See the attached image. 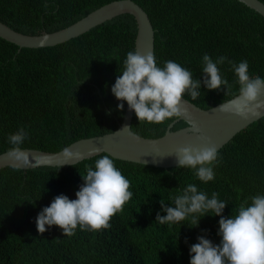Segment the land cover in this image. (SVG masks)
Masks as SVG:
<instances>
[{"label": "trees", "instance_id": "1", "mask_svg": "<svg viewBox=\"0 0 264 264\" xmlns=\"http://www.w3.org/2000/svg\"><path fill=\"white\" fill-rule=\"evenodd\" d=\"M113 0H0V19L28 34L64 28ZM150 15L155 29L159 66L173 60L203 81V56L218 65L231 89L208 90L201 83L202 108L239 94L238 78L228 61L247 60L249 74L264 78V15L240 0H134ZM264 1V0H262ZM138 25L121 14L63 43L20 47L0 36V154L12 145L10 134H28L22 148L60 151L71 143L115 131L127 103L118 109L111 92L123 61L136 50ZM177 118L161 124L140 123L132 129L145 137L165 134ZM180 120L173 130L186 126ZM219 152L215 178L204 183L189 168L157 167L116 158L107 152L76 164L0 170V264H190V247L204 236L219 244V216L205 215L193 227L191 217L160 224V201L174 197L188 184L208 194L219 193L227 203L222 215L231 217L250 197L264 195V116L237 133ZM104 155L114 160L130 181L132 198L111 220L109 229L64 236L57 226L40 234L35 219L60 194L76 199L86 165L94 169Z\"/></svg>", "mask_w": 264, "mask_h": 264}, {"label": "clouds", "instance_id": "2", "mask_svg": "<svg viewBox=\"0 0 264 264\" xmlns=\"http://www.w3.org/2000/svg\"><path fill=\"white\" fill-rule=\"evenodd\" d=\"M203 81L193 78V72L179 63L168 60L159 66L153 52L141 53L129 51L123 61V68L117 76L111 92L121 101L118 109L123 110L124 102L134 111L140 123L161 124L173 118H181L187 111L182 105L184 97L192 100L200 97L201 83L208 90H230L232 85L223 77L218 65L227 60L226 56L215 61L208 55L203 56ZM238 78L239 96L230 104H221V111L235 109L237 115L250 111V104L264 106L259 97L264 93V78L251 76L247 60L235 64L228 61ZM124 128L131 129L129 126ZM123 128V129H124ZM192 131L199 133L197 124H191ZM28 138L24 128L8 136L12 147L7 155L24 165L29 164V153L21 147ZM138 139V138H136ZM178 168L194 170L195 176L202 182L214 180V166L219 162V152L215 144L201 147L185 146L175 150ZM63 158L71 161L80 158L69 148L63 151ZM84 183L75 193L76 199L64 194L54 197L49 206L44 207L35 219L37 231L43 234L52 226L59 227L64 236H72L77 228L82 231H99L111 227L110 220L132 198L130 181L123 175L109 155L95 161L94 169L86 165ZM162 211L157 213L160 224H176L191 217L193 227L205 215L219 216L220 243L214 244L204 236H198V242L190 247V264H264V195L257 194L242 202L238 211L231 217L222 215L227 203L219 199V193L213 192L211 198L195 184H188L174 197L175 206H167L160 201Z\"/></svg>", "mask_w": 264, "mask_h": 264}, {"label": "water", "instance_id": "3", "mask_svg": "<svg viewBox=\"0 0 264 264\" xmlns=\"http://www.w3.org/2000/svg\"><path fill=\"white\" fill-rule=\"evenodd\" d=\"M240 1L264 15V1ZM121 14H131L137 21L136 50H139L142 54L148 51L155 54L153 22L148 12L134 0H113L64 28L42 34L24 33L0 19V36L20 47L53 46L77 37ZM238 96L239 94L207 109L184 97L182 105L187 114L175 119L167 128L165 134L159 137H145L133 131L134 111H131L127 105L123 122L115 131L82 138L65 147L69 148L74 154H80L79 159L74 157L71 161H67L68 164L65 165L76 164L84 159L107 152L116 158L127 161L157 167H173L178 166V161L174 154H169L174 153L177 148L215 144L219 150L237 133L264 116V106L256 107L254 104H250L251 110L243 116L237 115L234 108L226 112L219 109L221 104L228 105ZM259 99L264 101V93L261 94ZM180 120H184L188 124L173 130L175 123ZM192 123L199 126V133L192 131ZM125 126H129L131 129L124 128ZM23 149L29 153V164L24 165L13 160L7 155L8 151H5L0 154V170L7 166L29 169L39 166H62L66 163L62 155L64 149L60 151H47L38 148Z\"/></svg>", "mask_w": 264, "mask_h": 264}]
</instances>
